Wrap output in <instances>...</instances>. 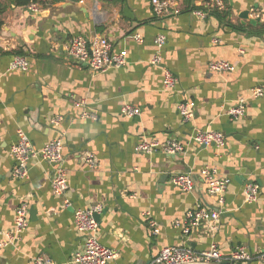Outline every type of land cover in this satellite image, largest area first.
<instances>
[{
    "label": "crops",
    "instance_id": "0c3cea01",
    "mask_svg": "<svg viewBox=\"0 0 264 264\" xmlns=\"http://www.w3.org/2000/svg\"><path fill=\"white\" fill-rule=\"evenodd\" d=\"M206 1L194 0L193 5L203 8ZM224 4V20L209 13L199 16L184 2L179 14L158 16L152 0H43L36 9L12 6L2 14L0 264H33L39 255L72 264L84 242L75 227V211L97 204L103 206L97 237L119 254L112 264L148 262L165 246L181 243L195 250L215 243L225 258L245 246L252 254L247 264H261L264 95L254 98L252 92L257 86L264 89V0ZM246 10L255 23L241 17ZM160 33L167 39L163 64L154 65L150 61ZM77 36L108 38L114 52L127 51V63L95 72L85 62H71L65 50ZM18 51L30 61L26 71L12 69ZM218 59L230 61L234 69L210 73L208 63ZM164 67L178 77L176 87L164 86ZM239 98L247 100L246 113L231 118L228 110ZM183 100L196 103L187 122L177 108ZM126 104L140 107V114L124 116ZM84 112L97 119L84 118ZM57 117H62L59 125L52 123ZM18 129L37 150L62 139L68 179L64 195L54 193V165L41 157L29 160L26 179L14 175L10 148ZM199 129L221 131L225 145L198 146L191 136ZM173 138L184 142L183 152L136 150L144 139ZM88 153L96 158L95 166L86 161ZM206 166L231 178L219 227L211 232L203 223L186 235L175 220L198 204L216 203L200 174ZM182 172L192 174L194 191L183 192L172 183ZM248 185L259 187L254 202L246 199ZM22 202L30 206L28 227L13 244L3 246V233L13 230Z\"/></svg>",
    "mask_w": 264,
    "mask_h": 264
},
{
    "label": "built area",
    "instance_id": "2783aa9c",
    "mask_svg": "<svg viewBox=\"0 0 264 264\" xmlns=\"http://www.w3.org/2000/svg\"><path fill=\"white\" fill-rule=\"evenodd\" d=\"M183 0H152L153 9L156 15H173L179 14L182 10ZM205 8L222 10L225 8L224 0H208L205 2ZM36 9V5L32 4ZM208 11L198 8L193 12L199 16L206 17ZM137 41H142L141 35H134ZM166 36L160 33L155 38L157 52L151 59L154 65H162V49L166 44ZM66 56L71 62L87 63L91 70L95 72L105 71L111 67H122L127 63L128 53L126 50L119 52L113 51L112 42L101 36H94L87 39L83 36L74 37L68 43L65 50ZM30 61L22 55H16L12 62V69L26 71L29 69ZM210 73H226L234 69V65L226 59L213 60L208 63L207 67ZM164 86L168 89L176 87L178 77L167 67H164L163 74ZM253 97L260 98L264 95V89L261 86L253 88ZM194 101L183 100L177 105L178 112L182 119L187 122L194 116ZM247 109V100L239 98L237 102L228 110L231 118H239L245 115ZM141 108L130 104L123 105L122 114L126 117L139 115ZM84 118L97 119L96 114L88 112L83 113ZM62 117L52 119V123L59 125ZM18 140L11 146L10 154L15 160L14 175L21 179L28 177V162L32 157H41L48 163L54 165L52 176V188L55 194L64 195L68 189L67 171L64 168L63 141L61 138L54 139L45 145L42 149L37 150L22 130L18 129ZM192 141L198 146L225 145V136L217 130H196L192 136ZM136 150L143 153H153L163 151L167 154H177L185 150L184 142L178 139H167L159 141L157 139H144L136 145ZM86 161L95 166L96 158L93 154L86 155ZM201 177L205 181L206 192L215 198V206H204L198 204L195 208L189 210L183 219H176L174 225L180 227L182 232L189 235L194 229L201 224L206 223L211 232L219 227L221 209L225 205V195L231 178L220 176L215 168L206 166L200 171ZM172 183L181 191L189 193L194 191L196 183L190 172H182L172 177ZM259 187L257 185H248L246 187V199L254 202L258 199ZM30 206L22 202L16 209L14 228L12 231L4 232L5 240L1 241L3 246H9L20 238L22 233L29 224ZM103 211L101 204L92 205L86 209H77L75 211L74 223L78 232L84 235V242L78 248L71 260L72 264H112L118 257V251L104 245L97 237L99 228L98 216ZM152 227L156 226L154 220L150 221ZM155 230H157L155 228ZM261 264H264V249L257 255ZM252 259L245 246H237L229 258H225L218 246L213 243L210 247L203 250H195L183 243L165 246L157 256L148 262L139 261L136 264H222L228 260L231 264H247ZM33 264H56L47 255H39L33 258Z\"/></svg>",
    "mask_w": 264,
    "mask_h": 264
},
{
    "label": "trees",
    "instance_id": "16d2710c",
    "mask_svg": "<svg viewBox=\"0 0 264 264\" xmlns=\"http://www.w3.org/2000/svg\"><path fill=\"white\" fill-rule=\"evenodd\" d=\"M52 3L59 2L60 0H50ZM186 1V2H185ZM43 0H0V26L4 24V21L2 19V14H4L9 8L12 6L15 7H29L32 4H41ZM194 0H184V3H187L189 8L198 9L197 7H194L193 5ZM201 9H204L208 11V8H205L203 6L200 7ZM209 14L218 17L220 20H224L228 16V11H220L218 9H209ZM19 55L23 56L22 51L17 52Z\"/></svg>",
    "mask_w": 264,
    "mask_h": 264
},
{
    "label": "water",
    "instance_id": "95a60500",
    "mask_svg": "<svg viewBox=\"0 0 264 264\" xmlns=\"http://www.w3.org/2000/svg\"><path fill=\"white\" fill-rule=\"evenodd\" d=\"M249 13H250V11L246 10V11H244L242 13L241 17H243L245 20H250L251 23H255V21H257V19L250 18ZM222 264H229V261L228 260H224Z\"/></svg>",
    "mask_w": 264,
    "mask_h": 264
}]
</instances>
